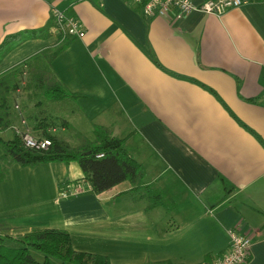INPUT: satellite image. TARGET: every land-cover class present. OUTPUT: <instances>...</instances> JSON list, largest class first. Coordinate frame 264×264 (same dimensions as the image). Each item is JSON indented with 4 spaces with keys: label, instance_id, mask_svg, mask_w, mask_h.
<instances>
[{
    "label": "crops",
    "instance_id": "0c3cea01",
    "mask_svg": "<svg viewBox=\"0 0 264 264\" xmlns=\"http://www.w3.org/2000/svg\"><path fill=\"white\" fill-rule=\"evenodd\" d=\"M56 9L85 36L62 39ZM51 21L3 57L0 76L20 68L24 82H60L93 115L117 107L101 124L126 140L143 184L61 197L84 177L78 162L15 163L0 180V223L67 230L77 251L113 264H202L238 227L252 237L248 264H264V0L175 22L127 0H0V44ZM34 96L46 108L41 89Z\"/></svg>",
    "mask_w": 264,
    "mask_h": 264
},
{
    "label": "trees",
    "instance_id": "16d2710c",
    "mask_svg": "<svg viewBox=\"0 0 264 264\" xmlns=\"http://www.w3.org/2000/svg\"><path fill=\"white\" fill-rule=\"evenodd\" d=\"M51 25H53L52 21L47 27L25 30L17 35L6 37L0 44V61L13 47L24 40L40 37L43 33H47ZM21 74L20 68H15L0 76V97L2 96L0 104V146L4 150V153L0 155V180L5 181L9 177L10 167L15 163L35 167L43 162L70 163L76 161L83 171V179L97 194L127 180L131 181L135 188L143 184L144 168L130 155L126 147V140L114 136L104 126L96 127V141L74 147L61 136L60 132L53 129V126L59 124L67 127L70 124L69 120L43 110L42 112L39 111L38 114L24 115L21 119L22 121L26 120L27 125L24 127H31L32 131L37 133L39 140L50 139V146L47 148L28 146L23 136L17 133H14L12 138H4L1 135L3 130L14 125L8 94L18 88L19 83L15 82ZM6 78L8 79L5 80ZM24 89L33 91L30 95L36 98L37 96L34 95H38L39 89H41L48 101L75 99L80 96L60 82H48L46 80L40 83L37 81L28 82ZM40 104L41 102L37 103V105ZM23 131L28 132L29 129ZM99 154L104 155L99 156ZM147 189L153 204L163 203L161 196L154 189H150V187ZM1 225L0 227H2ZM8 239L21 243V246L7 245ZM31 249L43 252L46 255L44 261L36 259ZM52 258L58 259L62 264H113L106 255L77 251L73 247L71 235L67 230L44 228L27 231L18 237L11 234L0 235V264H57ZM158 264L173 263L164 261L158 262Z\"/></svg>",
    "mask_w": 264,
    "mask_h": 264
},
{
    "label": "built area",
    "instance_id": "2783aa9c",
    "mask_svg": "<svg viewBox=\"0 0 264 264\" xmlns=\"http://www.w3.org/2000/svg\"><path fill=\"white\" fill-rule=\"evenodd\" d=\"M140 8L143 16L147 18L162 16L175 22L185 18L194 10L206 13L221 14L231 7H239L248 0H207L197 3L195 0H127ZM54 17L59 26L62 39L68 37H84L86 34L84 23L81 19L68 16L61 10H54ZM26 122V120H23ZM28 146L47 148L51 145L50 139L39 140L35 136L18 130ZM104 154H99L102 156ZM90 185L86 180L69 181L60 190L61 197H70L81 194ZM230 232V247L224 254L202 264H248L251 259L252 237L238 227H232Z\"/></svg>",
    "mask_w": 264,
    "mask_h": 264
},
{
    "label": "rangeland",
    "instance_id": "374dc122",
    "mask_svg": "<svg viewBox=\"0 0 264 264\" xmlns=\"http://www.w3.org/2000/svg\"><path fill=\"white\" fill-rule=\"evenodd\" d=\"M55 28L59 30V26H57V23ZM16 54H21V53H15V55ZM49 55L50 53L48 51H42L40 52L38 57L42 59H46L49 57ZM7 79L8 78H6L5 80ZM17 81L15 83L17 84L19 83L18 88L14 89L13 91H11V93L8 94V102L11 107L10 111L12 112V118L14 119V121L17 122L11 128L6 129L5 132L1 134L6 139L10 137L12 138L14 133L19 134L18 130L20 131L25 129H29L30 131L29 133L36 136L37 138L38 137L37 133H34L31 127L30 128L24 127L25 125H27V123L24 121H22L21 123V117L24 115L29 116V115L38 114L39 111L42 112L43 110H46V112H51V113L55 112V114L69 120L70 124L67 127H64L62 124H59L57 126L56 125L53 126V129L55 131L57 130L58 132H60L61 136L64 137L65 140H68L69 143L74 147H79L81 145H85L93 141H96L97 139L96 127L103 126L101 124L103 122V119L106 120L105 123L109 124V122L115 121V118H119L117 115L118 114L117 107L115 106L109 107L108 110H104V108H100L98 110L100 115H93L82 105V103H85L84 99L80 102L77 100H72L70 98L63 99L62 101L49 100L46 102L45 104L46 108H45L41 104L37 105V103L41 101L42 96H37V98L33 96L31 97L30 94H32L33 91H30L29 89H24V86H26L27 82L22 81L21 77L17 78ZM1 97H0V104H1ZM93 100L94 99H91L89 101H93ZM107 102L108 101H106V103ZM0 111H1V106H0ZM104 115L107 116L108 118H102V116ZM1 224L0 225L2 227H0V235L3 234L6 236L8 234H11L18 237L23 235L27 231H30V229H28L24 225L21 226L8 225L7 223H1ZM7 245L12 247H20L21 243H17L11 239H8ZM31 250H33L32 252L36 257V259H38L39 261H44L46 255L43 252L38 251L36 249H31ZM52 260L57 264H62V262L59 261L58 259L52 258ZM147 264H158V263L150 262Z\"/></svg>",
    "mask_w": 264,
    "mask_h": 264
}]
</instances>
